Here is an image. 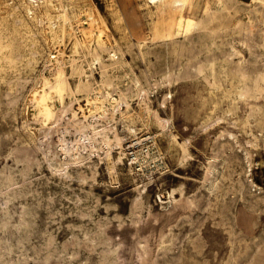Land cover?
Here are the masks:
<instances>
[{"label": "rangeland", "instance_id": "rangeland-1", "mask_svg": "<svg viewBox=\"0 0 264 264\" xmlns=\"http://www.w3.org/2000/svg\"><path fill=\"white\" fill-rule=\"evenodd\" d=\"M229 4L228 32L176 35L151 0H0V264H264V5ZM59 69L92 91L61 102ZM114 98L128 115L110 121ZM88 123L124 137L115 175L102 150L67 169L61 144Z\"/></svg>", "mask_w": 264, "mask_h": 264}, {"label": "bare ground", "instance_id": "bare-ground-1", "mask_svg": "<svg viewBox=\"0 0 264 264\" xmlns=\"http://www.w3.org/2000/svg\"><path fill=\"white\" fill-rule=\"evenodd\" d=\"M151 3L154 4V6L156 7L157 12H159V14L167 15V20L168 21L166 23L168 24L169 29L174 31L176 33V35H178L180 32L182 33V31H184V33L185 32L188 33L193 28H196L197 26H201L202 29L206 28V30H207V28L211 29L213 35L220 34V32L226 33V32H228L231 29V27H230L231 25L229 24V22L225 21L226 18L223 16L224 12L226 13V12H229V11L232 10V5L230 6V4H229L230 0H221L220 3H222V6H223L221 13L220 14H218L216 12L209 13V20L207 22L204 21L205 19L204 20L202 19L200 22H198V21H196L197 19L194 20L192 18H186L185 17V12H186L187 8L192 5V0H151ZM252 3H254L256 6L259 3L264 5V0H252ZM219 6H221V5H219ZM28 11L30 13H32V8L29 7ZM256 11H257V13H261L260 9H257ZM157 12H155V13H157ZM227 14H230V13H227ZM90 17H92V16H90ZM204 18H206V17H204ZM262 18H264V14L262 15ZM228 19H229V17H228ZM215 22H218V25L211 27V25L214 24ZM261 24H264V20L261 21ZM257 26H258L257 24L244 23L241 20H237L236 23L234 24V29L233 30L239 29V31L244 32L246 35L252 36L254 34L255 28ZM200 31H201V29H200ZM208 32H210V31H208ZM156 35L158 37L157 33H156ZM210 35H211V32H210ZM182 45H184V44H182ZM111 52H114V54L112 55V60H113V64L112 65H115L117 63V61L115 59H118V57H116L117 56L116 50L114 51L112 49ZM117 52L120 54V52L118 50H117ZM237 54H240V53L237 52ZM101 67L103 69V74H104V73L107 72V68L109 67V65L101 63ZM73 72H74V74H78L80 77L83 76V75H86V72L82 71L79 68L74 69ZM105 82L109 86L110 83H111V80L107 79ZM135 83L137 85L139 84V82L137 80H135ZM45 85L49 87L51 93L55 92L60 97L61 102H63L65 94H68V95L72 96V95H75L76 93H79V92H86L87 93V92H91L92 91V87H91V84L89 83V81L88 80L83 81L82 79H80L79 83L77 85V88H75L76 90L74 92L72 90L71 86H70V83L68 81V78H67L64 70H62V69H59L57 71L54 81H50L49 79H45ZM51 93H47V91L44 90L42 93H39V94L35 95V101L40 106L39 109H41L40 114L42 112L43 117H45V119H48V120L53 116V110H54V109H52L53 106L51 108L50 107L51 105L48 104V99L50 98V94ZM115 100L117 101V104L114 106L113 109H111V112H108V110L106 112L104 111L106 113V115H107L106 117L110 121H115L118 118V116L123 118L127 114V110L124 109L125 110L124 111L121 108V105L124 104L125 101L122 98L120 100H118V99H115ZM87 101H88V104L91 103V100L89 98H88ZM142 101H143L142 105H145V110L147 112H149L150 106H148V103L145 100H142ZM126 104H127V102H126ZM162 105H163V103H162ZM145 110H143V111H145ZM40 114H39V116H40ZM97 118H99V117H97ZM159 120L162 121L161 118H159ZM162 128H165V126H162ZM130 130H132V129H130ZM76 133H78V135L76 136L75 139H73L72 141H68V140L64 139V141L61 144L62 145L61 148L63 150L62 152L64 153L66 158H69L68 161L66 162L67 169H68V166L70 164L82 165L86 160H90V159L93 160L92 156H96L97 155L98 157L101 158V155H100L99 152L102 150L104 152V155H105L104 159L107 161L106 165L109 168L108 171H110L111 173H114V175H115L116 170L118 168H120L121 165L124 164V156L127 155L126 152H125L126 149H125V139H124V137L120 136L114 128H108L107 126L106 127L103 126V128L100 129V128L96 127L94 124H91V123L84 124L83 126H81V128ZM111 133H113L114 137L110 136ZM182 148H183L184 152L187 149L184 145H182ZM117 150H119V152L117 153V155H114L115 151H117ZM87 152H88V155L85 154ZM212 171H214V169ZM212 185H213V183H212ZM169 195H170V197L171 196L173 197L174 192L169 193Z\"/></svg>", "mask_w": 264, "mask_h": 264}]
</instances>
